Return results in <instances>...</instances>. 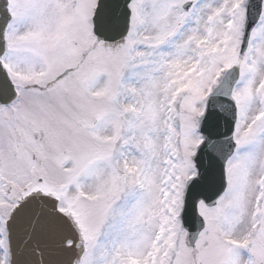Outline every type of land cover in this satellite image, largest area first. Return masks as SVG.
<instances>
[{
    "label": "snow or ice",
    "instance_id": "snow-or-ice-1",
    "mask_svg": "<svg viewBox=\"0 0 264 264\" xmlns=\"http://www.w3.org/2000/svg\"><path fill=\"white\" fill-rule=\"evenodd\" d=\"M0 264H264V0H0Z\"/></svg>",
    "mask_w": 264,
    "mask_h": 264
}]
</instances>
